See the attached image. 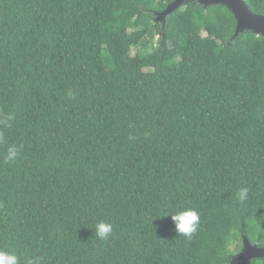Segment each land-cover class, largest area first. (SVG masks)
I'll list each match as a JSON object with an SVG mask.
<instances>
[{
    "label": "trees",
    "instance_id": "1",
    "mask_svg": "<svg viewBox=\"0 0 264 264\" xmlns=\"http://www.w3.org/2000/svg\"><path fill=\"white\" fill-rule=\"evenodd\" d=\"M173 1L0 0V250L19 264H231L244 236L264 247V37L234 38L226 7L196 1L157 22ZM186 209L191 239L164 217Z\"/></svg>",
    "mask_w": 264,
    "mask_h": 264
},
{
    "label": "water",
    "instance_id": "2",
    "mask_svg": "<svg viewBox=\"0 0 264 264\" xmlns=\"http://www.w3.org/2000/svg\"><path fill=\"white\" fill-rule=\"evenodd\" d=\"M196 1L205 8L212 6H224L235 17L236 31L234 38L245 32H251L264 37V16L252 12L244 0H174L167 9L157 14V22H165L167 17L186 4ZM264 258V247L253 245L250 240L243 237L242 252L233 258L231 264H249L255 259Z\"/></svg>",
    "mask_w": 264,
    "mask_h": 264
},
{
    "label": "clouds",
    "instance_id": "3",
    "mask_svg": "<svg viewBox=\"0 0 264 264\" xmlns=\"http://www.w3.org/2000/svg\"><path fill=\"white\" fill-rule=\"evenodd\" d=\"M12 117L0 118V124L7 125ZM20 148L16 145H9L6 148L3 162L6 164L14 163L19 156ZM248 189L242 188L237 193V198L241 201L247 199ZM170 216L175 223V230L178 236H184L191 239L192 235L197 231L200 223V216L194 209H186L184 211L176 212L175 214H168L164 217ZM113 229L110 223L98 222L95 225V235L100 239H107L111 235ZM0 264H19L18 257L10 252L0 250ZM29 264H34L29 261Z\"/></svg>",
    "mask_w": 264,
    "mask_h": 264
}]
</instances>
